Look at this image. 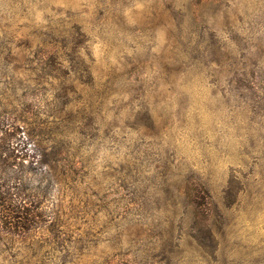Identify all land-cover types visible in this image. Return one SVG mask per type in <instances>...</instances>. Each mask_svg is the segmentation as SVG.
<instances>
[{
  "label": "rangeland",
  "instance_id": "obj_1",
  "mask_svg": "<svg viewBox=\"0 0 264 264\" xmlns=\"http://www.w3.org/2000/svg\"><path fill=\"white\" fill-rule=\"evenodd\" d=\"M0 114L62 152L0 264H264V0H0Z\"/></svg>",
  "mask_w": 264,
  "mask_h": 264
},
{
  "label": "trees",
  "instance_id": "obj_2",
  "mask_svg": "<svg viewBox=\"0 0 264 264\" xmlns=\"http://www.w3.org/2000/svg\"><path fill=\"white\" fill-rule=\"evenodd\" d=\"M22 133L13 119L0 114V233L10 237L42 226L46 207L41 204L48 194L41 183L55 181L52 172L62 153L56 147L44 153Z\"/></svg>",
  "mask_w": 264,
  "mask_h": 264
}]
</instances>
